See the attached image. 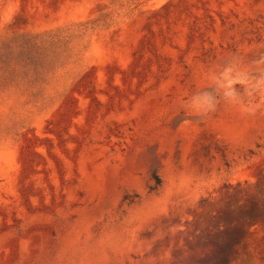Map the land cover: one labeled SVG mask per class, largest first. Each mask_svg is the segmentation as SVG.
I'll return each instance as SVG.
<instances>
[{
  "label": "rangeland",
  "instance_id": "obj_1",
  "mask_svg": "<svg viewBox=\"0 0 264 264\" xmlns=\"http://www.w3.org/2000/svg\"><path fill=\"white\" fill-rule=\"evenodd\" d=\"M233 57L264 0H0V264H264V105L185 108Z\"/></svg>",
  "mask_w": 264,
  "mask_h": 264
},
{
  "label": "clouds",
  "instance_id": "obj_2",
  "mask_svg": "<svg viewBox=\"0 0 264 264\" xmlns=\"http://www.w3.org/2000/svg\"><path fill=\"white\" fill-rule=\"evenodd\" d=\"M209 81L188 98V112L204 118L225 103L236 106L242 115H252L264 105V67L259 62L245 67L233 57L225 67L214 69Z\"/></svg>",
  "mask_w": 264,
  "mask_h": 264
}]
</instances>
